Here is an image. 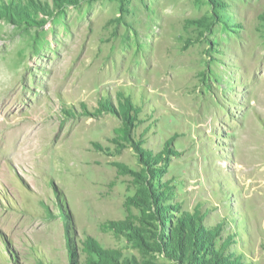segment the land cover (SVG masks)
<instances>
[{"label": "rangeland", "instance_id": "374dc122", "mask_svg": "<svg viewBox=\"0 0 264 264\" xmlns=\"http://www.w3.org/2000/svg\"><path fill=\"white\" fill-rule=\"evenodd\" d=\"M0 70V264H264V0H0Z\"/></svg>", "mask_w": 264, "mask_h": 264}, {"label": "bare ground", "instance_id": "6f19581e", "mask_svg": "<svg viewBox=\"0 0 264 264\" xmlns=\"http://www.w3.org/2000/svg\"><path fill=\"white\" fill-rule=\"evenodd\" d=\"M4 75V71L2 72V70H0V96L5 95L9 90L11 91L12 84L15 81V77L4 78ZM43 105H46L45 101ZM25 120L13 117L12 121L6 124L7 126H0V169L2 168L3 160L7 156L17 158L20 152H23L21 151L22 149H28L26 153H22V156L27 159H35L43 166L45 164L49 165L52 161L58 163L59 158H61L58 153L59 150L55 148L54 145H50L46 142L48 138L46 133L48 126L43 123H33L32 121ZM3 122L4 119H0V124ZM4 126L6 128L11 127L10 129L8 128L9 132L6 131ZM70 126L71 124L68 123V126L66 124L67 128H70Z\"/></svg>", "mask_w": 264, "mask_h": 264}]
</instances>
